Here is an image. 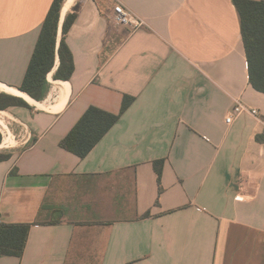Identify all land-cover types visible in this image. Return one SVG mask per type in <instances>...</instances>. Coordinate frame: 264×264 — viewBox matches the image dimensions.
I'll use <instances>...</instances> for the list:
<instances>
[{
  "label": "crops",
  "instance_id": "1",
  "mask_svg": "<svg viewBox=\"0 0 264 264\" xmlns=\"http://www.w3.org/2000/svg\"><path fill=\"white\" fill-rule=\"evenodd\" d=\"M53 2L0 0V95L28 105L0 111V148L2 114L19 139L0 163V224H35L0 264H264V94L233 0H75L57 41L75 14L74 74L55 79L57 58L37 101L19 87ZM117 4L145 26L116 25ZM125 96L86 158L60 147L90 107L118 115ZM237 101L261 118L228 123Z\"/></svg>",
  "mask_w": 264,
  "mask_h": 264
},
{
  "label": "trees",
  "instance_id": "2",
  "mask_svg": "<svg viewBox=\"0 0 264 264\" xmlns=\"http://www.w3.org/2000/svg\"><path fill=\"white\" fill-rule=\"evenodd\" d=\"M64 2L65 0H54L42 26L23 84L19 87L37 101H43L47 97L49 90L47 76L53 71L57 58L60 66L54 76L55 79L70 80L75 71L73 55L66 43V36L76 19L75 14L66 17L62 27V39L59 46L57 44ZM233 4L240 19L250 84L264 94V0H233ZM134 100L133 97L125 96L118 115L90 107L60 142V147L81 159L86 158ZM27 106L22 99L6 94L0 95V111ZM2 142L3 136L0 132V145ZM10 158L11 154L0 153V163ZM155 169L160 183L163 161L155 162ZM150 216L148 212L144 217ZM33 225L35 224H0V258L4 256L22 258Z\"/></svg>",
  "mask_w": 264,
  "mask_h": 264
},
{
  "label": "built area",
  "instance_id": "3",
  "mask_svg": "<svg viewBox=\"0 0 264 264\" xmlns=\"http://www.w3.org/2000/svg\"><path fill=\"white\" fill-rule=\"evenodd\" d=\"M113 14V20L116 25L128 27L133 31L139 30L145 26V22L143 19L138 17L136 14L124 7L122 4H117L114 7ZM243 113H248L256 118H261L259 110L250 108L244 105L242 102L237 101L232 110L231 115L227 118V122L231 123L235 117ZM262 122L264 124V119H262Z\"/></svg>",
  "mask_w": 264,
  "mask_h": 264
},
{
  "label": "rangeland",
  "instance_id": "4",
  "mask_svg": "<svg viewBox=\"0 0 264 264\" xmlns=\"http://www.w3.org/2000/svg\"><path fill=\"white\" fill-rule=\"evenodd\" d=\"M2 120L4 122V125L7 127V131L10 134V137H11L13 142H12V147H10V148H0V153L10 154V152L19 150V143H15V140H19V139L17 137V134L13 132V124L16 125V123L13 120L8 119L6 114H2ZM8 121H9V123H8ZM0 132L2 133V127L1 126H0ZM2 136H3V140H4L5 136L3 135V133H2Z\"/></svg>",
  "mask_w": 264,
  "mask_h": 264
},
{
  "label": "bare ground",
  "instance_id": "5",
  "mask_svg": "<svg viewBox=\"0 0 264 264\" xmlns=\"http://www.w3.org/2000/svg\"><path fill=\"white\" fill-rule=\"evenodd\" d=\"M75 2V0H65L64 7L62 9V17L68 12L69 8L72 6V4Z\"/></svg>",
  "mask_w": 264,
  "mask_h": 264
}]
</instances>
